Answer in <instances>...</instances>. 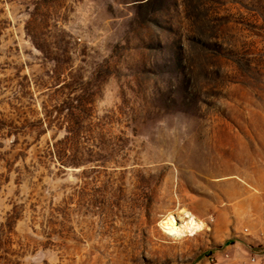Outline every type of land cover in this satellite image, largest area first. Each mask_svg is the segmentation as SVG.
Segmentation results:
<instances>
[{"label": "rangeland", "instance_id": "374dc122", "mask_svg": "<svg viewBox=\"0 0 264 264\" xmlns=\"http://www.w3.org/2000/svg\"><path fill=\"white\" fill-rule=\"evenodd\" d=\"M262 152L264 0H0V264H264Z\"/></svg>", "mask_w": 264, "mask_h": 264}, {"label": "crops", "instance_id": "0c3cea01", "mask_svg": "<svg viewBox=\"0 0 264 264\" xmlns=\"http://www.w3.org/2000/svg\"><path fill=\"white\" fill-rule=\"evenodd\" d=\"M264 156V152L260 153ZM255 154L254 156H258ZM264 158V157H263ZM246 179V178H244ZM242 192L245 190L242 188ZM250 198H254V243H264V159L262 163H254V195ZM247 196H244L242 205L247 203ZM254 259V264L256 263Z\"/></svg>", "mask_w": 264, "mask_h": 264}, {"label": "bare ground", "instance_id": "6f19581e", "mask_svg": "<svg viewBox=\"0 0 264 264\" xmlns=\"http://www.w3.org/2000/svg\"><path fill=\"white\" fill-rule=\"evenodd\" d=\"M186 220H180L179 222L176 221V218L172 216H168L162 222V226L165 229V232L170 235H185L188 232L193 233L196 230H200L203 227V224L196 221L193 216L186 215Z\"/></svg>", "mask_w": 264, "mask_h": 264}, {"label": "built area", "instance_id": "2783aa9c", "mask_svg": "<svg viewBox=\"0 0 264 264\" xmlns=\"http://www.w3.org/2000/svg\"><path fill=\"white\" fill-rule=\"evenodd\" d=\"M254 259H255V257H254Z\"/></svg>", "mask_w": 264, "mask_h": 264}]
</instances>
